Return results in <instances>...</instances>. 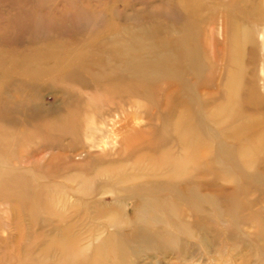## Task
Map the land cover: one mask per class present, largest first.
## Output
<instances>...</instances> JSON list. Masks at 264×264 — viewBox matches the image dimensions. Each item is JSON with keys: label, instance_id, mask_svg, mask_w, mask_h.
<instances>
[{"label": "rangeland", "instance_id": "1", "mask_svg": "<svg viewBox=\"0 0 264 264\" xmlns=\"http://www.w3.org/2000/svg\"><path fill=\"white\" fill-rule=\"evenodd\" d=\"M0 264H264V0H0Z\"/></svg>", "mask_w": 264, "mask_h": 264}]
</instances>
